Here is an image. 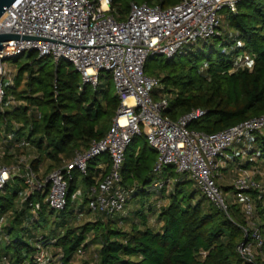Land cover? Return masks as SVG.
<instances>
[{"label":"trees","instance_id":"16d2710c","mask_svg":"<svg viewBox=\"0 0 264 264\" xmlns=\"http://www.w3.org/2000/svg\"><path fill=\"white\" fill-rule=\"evenodd\" d=\"M117 1L111 0L112 13L122 20L132 3L170 7L181 0H131L125 8L114 12ZM223 26L230 31L223 34ZM222 28L210 38L220 41L218 48L213 44L207 46L210 39L189 44L204 43L207 52L201 51L202 61L194 57L190 63H175L186 53L187 45L154 71L158 74L163 67L170 68L161 77L157 75L160 86L152 91L153 100L164 97L168 101L163 117L176 121L193 110H201L203 114L191 120L188 128L204 134L264 115V0L241 1L235 13L226 15ZM27 54L31 61L17 67L11 92L6 90V98L0 102V153H4L0 158L9 163L13 157L10 153L31 155L30 169L38 174L42 168L45 177L69 163L75 152L86 150L93 141L104 137L119 101L111 93L109 76L93 88L80 83L79 73L67 61L55 63L51 56ZM22 56L12 60L18 61ZM246 56H250L251 64L241 66L239 61L246 60ZM157 57L164 58H148L145 74L149 61ZM11 97L18 104L13 105ZM244 138L248 140L243 139L242 146L233 147L251 146L257 150L258 154L248 150L242 165L248 168L250 158L256 154L264 160V130ZM154 154L157 159L144 135L135 136L127 146L120 183L134 189L129 203L138 207L129 213L130 207L126 205L124 215L91 214L85 208V197L78 204L70 199L77 188L87 189L108 173L107 154L89 161L86 176L72 171L64 210H47L42 205L44 195L30 196L28 202L41 203V217L37 221L28 219L26 225L23 222L30 216L27 203L23 202L21 211L17 208L25 197V184L20 176H15L0 194V218L7 213L13 216L11 226L3 228L10 242L0 248V255L10 256L12 264H35L33 257L38 245L57 251L56 256L50 254V264H250L238 257L236 249L245 239L240 203L227 200V211L222 210L203 194L195 180L172 167H166L156 178ZM101 163L103 168L98 167ZM156 180L162 182L157 192L153 188ZM255 195L251 192V196ZM255 209L264 240L262 201L255 200ZM40 220L50 223L48 233L39 232L40 228L45 230ZM79 250L82 254H78ZM255 252L256 264H264V252Z\"/></svg>","mask_w":264,"mask_h":264},{"label":"built area","instance_id":"2783aa9c","mask_svg":"<svg viewBox=\"0 0 264 264\" xmlns=\"http://www.w3.org/2000/svg\"><path fill=\"white\" fill-rule=\"evenodd\" d=\"M241 1L181 0L170 7L132 3L127 17L118 20L112 13L111 0H17L0 18V34L20 36L3 43L0 51V102L6 98L7 75L14 85L7 61L35 52L39 58L51 56L55 63L67 61L82 83L93 88L109 76L119 105L104 137L93 141L86 150L75 152L69 163L45 177H39L29 165L23 171L18 166H0V194L13 176H20L25 184L21 202L27 203L33 220L39 216L41 203L28 199L36 193L45 196L50 210L62 211L67 205L72 171L86 176L89 161L107 154L108 173L86 190L77 188L70 199L76 202L85 197L91 214L110 217L122 213L134 191L120 183L125 151L135 136L144 135L148 146L157 153L153 168L156 178L166 167H172L179 174L189 175L211 202L227 211V199L214 180L218 157L240 144L247 134L264 130V115L214 134L189 130L190 121L203 111L193 110L176 121L163 117L168 101L153 100L152 91L160 86L159 80L146 75L144 67L152 56L171 58L185 46L218 34L223 25L220 12L235 13ZM249 57L239 61L240 65L251 64ZM161 186L160 180L153 183V188ZM232 188L240 195L244 217L241 228L245 239L237 246V254L243 262L256 264L255 251L264 252V240L255 200L264 206V188L245 173L233 180ZM251 192H256L255 197ZM2 224L0 221V248L10 242ZM36 247L39 250L33 257L35 264H50L48 251ZM0 264H12L10 256L0 255Z\"/></svg>","mask_w":264,"mask_h":264},{"label":"rangeland","instance_id":"374dc122","mask_svg":"<svg viewBox=\"0 0 264 264\" xmlns=\"http://www.w3.org/2000/svg\"><path fill=\"white\" fill-rule=\"evenodd\" d=\"M130 1L131 0H118L117 2H116V4H115V6H114V8H113V11L115 12V10L116 9H119L120 7H123V8H125L127 5H129L130 4ZM140 1L138 0L137 1V3H139ZM131 5V4H130ZM129 8H130V6H129ZM129 8H128V10L127 11H125L124 12V15H123V19H125L126 17H127V15H128V12H129ZM229 12L228 11H226V10H223V11H221L220 12V15L222 16V19L224 18V16L225 15H227ZM122 19V20H123ZM225 19V18H224ZM222 30L224 31L223 32V34L224 33H228L230 30H228V28H226V26H223V28H222ZM203 42H200V43H196L195 45H193V46H191V45H189V46H187V48H186V53L183 55V56H181V57H179V58H177L176 59V61H175V63H177V64H184V63H190L189 61L191 60V59H193L194 57H198V58H200V60L202 61L203 60V57H204V55H203V57H201V51L203 52V53H206L207 52V49H205V48H203ZM211 44H213L214 46H215V48H218L219 47V45H220V41L219 40H214L213 38L212 39H210V40H208V44H207V46H209V45H211ZM186 47V46H185ZM202 58V59H201ZM165 57L164 58H160V57H157L156 59H151L150 61H149V65H148V69H147V71H146V75H148V76H151V77H157V75L159 76V77H161L162 75H163V73H166V72H168L169 71V67H163L162 69H161V73H160V71L158 72V74H156V73H154V71H156L157 72V67L160 65V64H163V62H165ZM31 60H30V58L28 57V54L26 53V54H24L18 61H14V60H8L7 61V70H9L10 71V73H11V75H12V79H13V83H15V79H14V76H16V74H17V67H20V66H22V65H24V64H26V63H28V62H30ZM200 62V61H199ZM14 75V76H13ZM80 83H82V80H80ZM4 87H5V89L6 90H8V92H11V91H9V90H11L12 89V85H11V83H10V78H9V76L7 75L6 77H5V79H4ZM110 90H111V93L112 94H115V90H114V87H113V85L111 84L110 85ZM168 96H170V95H168ZM171 97V96H170ZM11 99V103L13 104V105H15V104H18V101L17 100H13V98L11 97L10 98ZM140 141H142L141 139H140ZM13 152H15V151H13ZM10 154H13V157H12V159L10 160V162L9 163H6L5 162V158H0V166H2V165H6V166H13V167H19L22 171L29 165V163H30V161H29V158H28V156H31V155H26L25 153H21V152H18V153H10ZM4 154H1V156H3ZM220 164L221 163H218V168H216L215 169V171H214V174H215V176H216V172H217V174H218V172H219V169L221 168V166H220ZM42 173H41V175H43V170L41 171ZM20 174H22L21 172H20ZM248 174H249V176H251V177H254V175H253V173H251V172H248ZM15 176H13L12 177V181L15 179L14 178ZM42 178H43V176H42ZM223 179L225 180V183L226 184H230V182H231V179H232V177H231V175H226L225 173H224V175H223ZM216 180V179H215ZM11 184V183H10ZM78 184L79 185H81V179L78 181ZM171 184V183H170ZM218 184V183H217ZM83 190H86V187L84 186L83 188H82ZM153 191L155 190V189H152ZM157 191H159L158 189H156L155 190V192H157ZM231 199H229L230 201H231V204H234V203H237L236 201V199H233V197H230ZM83 199V198H82ZM82 199L80 198V200H77L76 201V204H78V203H80L81 201H82ZM127 205L130 207L129 208V213L130 212H133L134 210H136V208L138 207V206H135V203H132V202H128L127 203ZM47 210H50L49 208H46ZM57 212V211H56ZM127 212L126 211H124V213H123V215L124 214H126ZM40 214V213H39ZM48 216V215H47ZM40 217H41V215H40ZM88 218V217H87ZM90 218V217H89ZM88 218V219H89ZM12 219H13V216H12ZM12 219H11V221H12ZM42 219V218H41ZM47 219H48V217H47ZM91 219H94L93 218V216L91 217ZM10 221V219H9V221H7L6 222V224L7 223H12ZM85 221V220H84ZM153 221H154V218H152V220L150 221L152 224H153ZM40 224H42L43 226H44V228H45V230L44 229H42V228H40L39 229V232H41V233H44V234H46V233H48V230H50L51 229V225H50V223H43V220H40ZM4 224H2V226H3ZM12 238H13V240H16L15 239V235H13V236H11ZM26 240V239H25ZM5 246V245H4ZM47 251H48V253L49 254H51L52 255V253H56L55 254V256L57 255V251H54V250H52V248H47L46 249ZM50 255V256H51ZM57 260V259H56Z\"/></svg>","mask_w":264,"mask_h":264},{"label":"crops","instance_id":"0c3cea01","mask_svg":"<svg viewBox=\"0 0 264 264\" xmlns=\"http://www.w3.org/2000/svg\"><path fill=\"white\" fill-rule=\"evenodd\" d=\"M224 18H226V15L224 16ZM224 18H223V23H224ZM112 85H113V83H112ZM113 87H114V85H113ZM162 98H164V97H162ZM162 98H160V99H162ZM160 99H158V100H160ZM244 140H248V138H246V139L244 138ZM243 141H242V143H243ZM240 145L233 147L232 149L221 154V157L219 159V162L221 163L220 164L221 168L219 169L218 174L216 172V182L218 183V186L221 188L222 193L224 194V196L226 197V199L230 203H231V201L229 200V199H231L230 197H233V199L237 200L236 202L240 203V195L236 194L235 191L233 190L232 182L235 178L242 175L243 173H245V174H248V172L253 173V175H254V177H252L253 180H255L257 183L260 184L261 187L264 188V160L260 159L256 156L258 154L256 149H254V148L252 149L251 146L246 149V148L241 147L242 145L241 146ZM244 146H246L245 143H244ZM250 149L255 150V152L257 154L255 155V157L250 158V161L252 163L249 165L248 168H245L242 165H243V163H245V160L247 159L246 154L249 152L248 150H250ZM137 150H138V147H137ZM153 156H154V161H155L156 160L155 154ZM153 164H154V162H153ZM98 167L103 168L104 164L101 163L100 165H98ZM42 170H43L42 168H39L38 174L40 177H42V175H41ZM224 173L226 175H231L232 179H231L230 184L225 183V180L223 179ZM23 205H24V203L23 204H21V202L17 203V208L19 211H21L23 209V207H24ZM42 205H44L46 208H48L46 203H45V199L42 200ZM85 208H87L86 205H85ZM28 214L31 217L30 216L27 217V219L23 222V225H26L28 219L30 221L39 220L40 216H38L37 219L33 220L32 213L29 209H28ZM9 219H10V221L12 219L11 213H7L0 218V221L4 224L3 227L11 226V223L6 224V222L9 221ZM28 226L30 227V225H28ZM3 245H5V243Z\"/></svg>","mask_w":264,"mask_h":264},{"label":"water","instance_id":"95a60500","mask_svg":"<svg viewBox=\"0 0 264 264\" xmlns=\"http://www.w3.org/2000/svg\"><path fill=\"white\" fill-rule=\"evenodd\" d=\"M17 0H0V18L4 15L5 11L11 7ZM20 36L16 34H9V33H1L0 34V51H2L3 43L10 41V40H18ZM28 39V38H24Z\"/></svg>","mask_w":264,"mask_h":264}]
</instances>
